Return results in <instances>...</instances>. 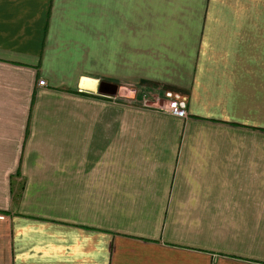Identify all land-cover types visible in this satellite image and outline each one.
<instances>
[{
	"label": "crops",
	"instance_id": "0c3cea01",
	"mask_svg": "<svg viewBox=\"0 0 264 264\" xmlns=\"http://www.w3.org/2000/svg\"><path fill=\"white\" fill-rule=\"evenodd\" d=\"M0 264H264V0H0Z\"/></svg>",
	"mask_w": 264,
	"mask_h": 264
},
{
	"label": "built area",
	"instance_id": "2783aa9c",
	"mask_svg": "<svg viewBox=\"0 0 264 264\" xmlns=\"http://www.w3.org/2000/svg\"><path fill=\"white\" fill-rule=\"evenodd\" d=\"M39 86H43L44 82L39 81ZM150 100H154L156 103V109L163 111L175 118L186 119L187 113V99L183 95L169 91L163 90L159 94H155Z\"/></svg>",
	"mask_w": 264,
	"mask_h": 264
},
{
	"label": "water",
	"instance_id": "95a60500",
	"mask_svg": "<svg viewBox=\"0 0 264 264\" xmlns=\"http://www.w3.org/2000/svg\"><path fill=\"white\" fill-rule=\"evenodd\" d=\"M119 90L122 95L125 93L124 90L119 89L116 85L102 82L99 86L98 92L101 95L115 97L118 95Z\"/></svg>",
	"mask_w": 264,
	"mask_h": 264
},
{
	"label": "rangeland",
	"instance_id": "374dc122",
	"mask_svg": "<svg viewBox=\"0 0 264 264\" xmlns=\"http://www.w3.org/2000/svg\"><path fill=\"white\" fill-rule=\"evenodd\" d=\"M84 71H88V70H84ZM123 89L125 90V94H127V95H129V96L132 95V90H131V89H130V90L127 89V88H123ZM169 91H170V90H169ZM176 93H177V92H176ZM179 94H180V93H179ZM181 95H182V94H181ZM184 97H185V96H184ZM139 98H140L141 100H143V102H144V101H147V102L144 103V104H149V105L151 104V102H150V99H151L150 96H145L144 94H143V95L141 94V95L138 96L137 99H139ZM148 100H149V101H148ZM149 105H148V106H149ZM153 108H154V109L156 108V105H155V104L153 105Z\"/></svg>",
	"mask_w": 264,
	"mask_h": 264
}]
</instances>
